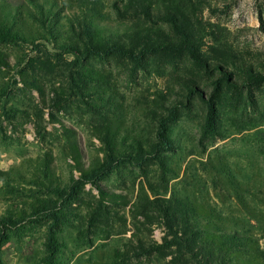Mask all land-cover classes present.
<instances>
[{"label":"rangeland","instance_id":"obj_1","mask_svg":"<svg viewBox=\"0 0 264 264\" xmlns=\"http://www.w3.org/2000/svg\"><path fill=\"white\" fill-rule=\"evenodd\" d=\"M3 216L0 264H264V0H0Z\"/></svg>","mask_w":264,"mask_h":264},{"label":"trees","instance_id":"obj_2","mask_svg":"<svg viewBox=\"0 0 264 264\" xmlns=\"http://www.w3.org/2000/svg\"><path fill=\"white\" fill-rule=\"evenodd\" d=\"M43 2L46 1V0H42ZM52 5V4H51ZM40 10H42V13L46 16V13L49 14L51 12V7H46L45 5L43 6V4L39 5L38 6ZM53 11V10H52ZM95 23H93L91 20L88 21L85 25H86V28H85V31H81V33L84 35V40L86 41V43L84 41L81 40L82 44L84 47H86V44L93 47V44H92V40H93V35L91 33V26H93ZM90 51H94L96 54H105V53H119V54H127L130 55L131 53H129L128 50H125V48L121 45H118L117 43H108V44H105L103 45L101 48H92ZM75 160L76 163H78V159L75 157L73 158ZM82 175L84 177L88 176L89 175V172L84 170V169H81L80 170ZM48 173L49 172V169H48V172H47V177H48V181L51 183L52 181H54V179H52L50 176H48ZM84 183V182H83ZM57 184L59 183H55V186L56 187V195L58 198H61L63 197V195L65 194V196H67L68 198H71V194L67 191V189L61 187L60 185L57 186ZM38 209V208H37ZM36 209V210H37ZM10 222V218H7L5 216H3L1 219H0V223L3 224V225H7L8 223Z\"/></svg>","mask_w":264,"mask_h":264}]
</instances>
